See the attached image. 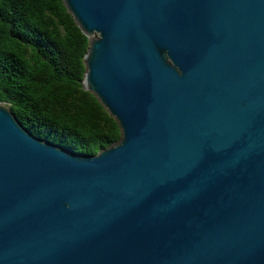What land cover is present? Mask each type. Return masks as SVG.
<instances>
[{
    "label": "water",
    "instance_id": "water-1",
    "mask_svg": "<svg viewBox=\"0 0 264 264\" xmlns=\"http://www.w3.org/2000/svg\"><path fill=\"white\" fill-rule=\"evenodd\" d=\"M93 154L0 100V264H264V0H63Z\"/></svg>",
    "mask_w": 264,
    "mask_h": 264
},
{
    "label": "trees",
    "instance_id": "trees-1",
    "mask_svg": "<svg viewBox=\"0 0 264 264\" xmlns=\"http://www.w3.org/2000/svg\"><path fill=\"white\" fill-rule=\"evenodd\" d=\"M88 44L63 0H0V100L34 135L93 154L121 133L83 86Z\"/></svg>",
    "mask_w": 264,
    "mask_h": 264
}]
</instances>
